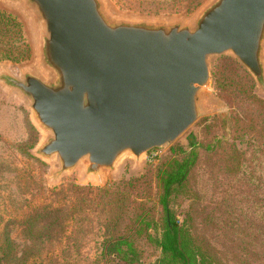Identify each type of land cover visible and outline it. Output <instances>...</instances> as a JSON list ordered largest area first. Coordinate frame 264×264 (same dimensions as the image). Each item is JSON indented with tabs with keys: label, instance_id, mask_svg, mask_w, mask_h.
<instances>
[{
	"label": "water",
	"instance_id": "obj_1",
	"mask_svg": "<svg viewBox=\"0 0 264 264\" xmlns=\"http://www.w3.org/2000/svg\"><path fill=\"white\" fill-rule=\"evenodd\" d=\"M25 1L45 30L48 79L0 81L30 100L49 134L36 153L58 158L56 176L83 162L99 177L171 145L202 114L211 56L232 54L264 86V0H214L193 26L115 21L102 0Z\"/></svg>",
	"mask_w": 264,
	"mask_h": 264
},
{
	"label": "rangeland",
	"instance_id": "obj_2",
	"mask_svg": "<svg viewBox=\"0 0 264 264\" xmlns=\"http://www.w3.org/2000/svg\"><path fill=\"white\" fill-rule=\"evenodd\" d=\"M213 1L203 0L199 6L189 9L186 4L169 8L143 4L141 0H102L106 12L115 21L185 23L191 26L200 12ZM1 14L17 22L19 35L11 44L14 48L23 44L28 54L21 61L5 58L2 51L6 46L0 42V75L7 73L22 80L25 74L33 73L44 80L48 79L41 57L45 30L33 9L25 0L17 3L0 0ZM209 66L211 84L202 99V114L196 122L171 145L153 150L139 163L128 155L114 172L99 177L87 176L83 162L73 171L56 176L61 168L58 158L43 159L36 153L49 134L37 124L30 109V100L20 91L5 87L0 81L1 218L12 221L24 211L28 202L64 186L75 184L104 188L124 183V186H116L115 194L126 192L134 197L140 196L142 202H146V207L155 213V219H159L163 214L159 202V170L173 159L181 160L193 155L196 165L187 177L183 192L178 197L172 196L170 208L181 218L188 210L195 211L199 233L206 236L224 264H257L249 252L258 250V238L255 237V243L249 242L248 246L241 239L249 236L250 232L258 237L262 230L264 165L260 156L257 159L259 153H255L258 152L259 143L252 139L250 132L241 137L247 131L239 126L236 119H244L245 114L258 113L252 100H264V86H260L256 78L230 53L211 56ZM236 147L243 152L242 159H247L249 165L247 173L241 168L238 176L234 175L236 162L233 151ZM248 173L259 177L258 182L249 183ZM9 232L20 255L28 242L17 225L12 223ZM147 245L142 244L143 248L149 250L147 257L137 264H160L161 251Z\"/></svg>",
	"mask_w": 264,
	"mask_h": 264
},
{
	"label": "trees",
	"instance_id": "obj_3",
	"mask_svg": "<svg viewBox=\"0 0 264 264\" xmlns=\"http://www.w3.org/2000/svg\"><path fill=\"white\" fill-rule=\"evenodd\" d=\"M202 1L141 0L143 4L169 8L186 4L189 9L199 6ZM18 29L19 25L14 19L0 15V42L6 46L2 56L14 61H21L28 54L23 44L15 48L11 44L17 40ZM252 103L258 113L245 114L244 119L236 120L247 131L241 137L250 132L252 139L259 143L258 152L255 153H259L257 159L260 156L264 165V100L253 98ZM233 155L236 162L234 175L238 176L241 168L247 173L249 165L247 159H242L243 152L236 147ZM195 165L196 157L190 155L181 160L173 159L159 170V202L163 211L159 219H155V213L146 207V202H142L140 196L134 197L126 192L115 194L116 186H124V183L104 188L75 184L64 186L28 202L24 211L12 221H4L0 216V263L137 264L149 253L142 247L146 243L151 249L161 251L160 264H224L206 236L199 233L195 211L188 210L181 218L170 208L172 196L178 197L183 192L187 177ZM253 175L248 173L251 184L259 180ZM12 223L18 226L22 237L28 242L20 255L9 232ZM260 227L262 230L258 237L250 232L241 240L248 246L249 242L255 243V237L258 238V250L249 253L257 264H264V207ZM90 238L91 241H88Z\"/></svg>",
	"mask_w": 264,
	"mask_h": 264
},
{
	"label": "built area",
	"instance_id": "obj_4",
	"mask_svg": "<svg viewBox=\"0 0 264 264\" xmlns=\"http://www.w3.org/2000/svg\"><path fill=\"white\" fill-rule=\"evenodd\" d=\"M153 153V152H152Z\"/></svg>",
	"mask_w": 264,
	"mask_h": 264
}]
</instances>
